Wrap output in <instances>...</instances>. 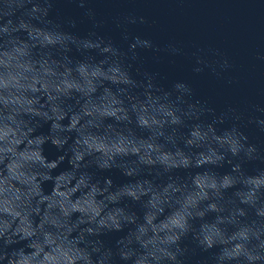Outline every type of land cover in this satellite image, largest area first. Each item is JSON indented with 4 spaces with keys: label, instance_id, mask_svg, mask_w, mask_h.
<instances>
[{
    "label": "clouds",
    "instance_id": "9594fccd",
    "mask_svg": "<svg viewBox=\"0 0 264 264\" xmlns=\"http://www.w3.org/2000/svg\"><path fill=\"white\" fill-rule=\"evenodd\" d=\"M58 2L0 0V264H264V102L217 112L143 66L184 54L132 35L144 16L114 18L124 48L91 0H68L84 34ZM190 55L197 74L231 68Z\"/></svg>",
    "mask_w": 264,
    "mask_h": 264
},
{
    "label": "water",
    "instance_id": "95a60500",
    "mask_svg": "<svg viewBox=\"0 0 264 264\" xmlns=\"http://www.w3.org/2000/svg\"><path fill=\"white\" fill-rule=\"evenodd\" d=\"M89 6L95 10L97 19L103 21L99 31L118 46L126 48L127 43L123 40L124 29L115 26L114 18L134 13L144 16L147 22L128 25L132 35L148 37L161 47L174 43L183 50L184 54L177 56L162 52L159 58L150 50L141 53L143 66L159 72L162 83L187 80L197 97L208 101L217 112L232 106L249 115L254 112V105L264 102V60L259 59L264 54V0H91ZM55 8L58 13L53 15L78 20L76 28L70 31L84 34L90 29L91 22L80 21L82 10L75 4L59 0ZM197 48L205 49L207 58L227 57L231 68L220 76L207 69L194 73L195 62L190 54ZM217 51L220 56H215ZM46 130L45 126L42 131ZM247 131L250 136H258L252 126ZM45 148L49 159L56 157L53 146ZM65 166L66 162L61 168ZM255 166L247 167L251 171ZM104 174L111 175L116 183L126 181L115 170ZM45 188L50 190L51 184ZM122 234H111L105 239L114 242Z\"/></svg>",
    "mask_w": 264,
    "mask_h": 264
}]
</instances>
